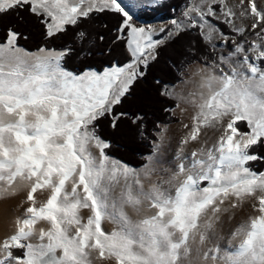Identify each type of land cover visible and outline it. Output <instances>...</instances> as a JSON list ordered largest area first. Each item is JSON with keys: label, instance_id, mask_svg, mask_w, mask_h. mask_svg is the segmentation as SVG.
<instances>
[{"label": "snow or ice", "instance_id": "obj_1", "mask_svg": "<svg viewBox=\"0 0 264 264\" xmlns=\"http://www.w3.org/2000/svg\"><path fill=\"white\" fill-rule=\"evenodd\" d=\"M164 5L0 0V18L27 11L40 19L47 39L71 28L81 45L94 43L81 25L111 15L112 42L122 43L129 57L75 71L66 66L75 52L71 42L31 51L11 27L0 38V198L25 194L21 215L0 236V264H264V171L250 163L264 160L255 151L264 147V0H190L182 18L158 26L135 18ZM186 32L215 54L193 53L199 79L184 99L191 123L165 162L160 153L168 125L154 122L150 129L144 113L118 107L159 49ZM156 84L159 96L175 98L172 85ZM163 111L175 115L171 106ZM104 119L112 129L129 121L149 142L145 164L136 168L111 156V142L99 134ZM206 129L220 135L203 138ZM246 203L252 214L225 233L224 214L231 217Z\"/></svg>", "mask_w": 264, "mask_h": 264}, {"label": "trees", "instance_id": "obj_2", "mask_svg": "<svg viewBox=\"0 0 264 264\" xmlns=\"http://www.w3.org/2000/svg\"><path fill=\"white\" fill-rule=\"evenodd\" d=\"M189 2L190 0H165V5L159 10L150 13H137L135 18L143 24H151L157 20L168 21L176 18L180 10ZM213 23H216L225 34H230L228 27L224 24L218 21H213ZM115 25V17L107 14L95 15L93 19L81 25L82 28L87 29L89 39L93 40L94 43L89 45L85 41L81 45L74 41L75 29L71 28L63 35L47 39L45 26L40 19L21 10L18 13L0 18V38L11 27L22 34L18 43L27 50L35 51L42 46L49 49H60L71 42L75 52L66 60L68 69L80 71L89 66L100 69L109 64H124L129 59L125 52V46L122 43L114 44L112 42ZM100 36H103L104 39L100 40ZM193 53L196 57L214 55L210 51V47L206 46L195 32L183 33L172 42L161 47L159 58L149 65L145 77L133 86L131 95L118 107V110L129 113H144L150 129L154 122L160 124L175 122V117L163 109L169 106L175 109L176 101L159 96V86L156 81L159 80L172 86L179 83L181 76L177 75V72H182L184 67L194 63ZM183 61L187 62L182 63ZM174 64L176 65L175 69L172 67ZM241 129L246 130L244 125H241ZM99 134L111 142V148L108 151L113 158L136 168L145 164L143 156L151 150L149 142L140 139L129 121H122L117 129H112L107 119L101 120L99 121ZM255 151L264 156V147H258ZM250 163L254 170L264 171V160Z\"/></svg>", "mask_w": 264, "mask_h": 264}, {"label": "rangeland", "instance_id": "obj_3", "mask_svg": "<svg viewBox=\"0 0 264 264\" xmlns=\"http://www.w3.org/2000/svg\"><path fill=\"white\" fill-rule=\"evenodd\" d=\"M229 4L235 5L237 3V0H228ZM217 8V11H219V6H215ZM185 6L182 8V10H180L179 15L176 18H182V12L184 10ZM211 19V18H210ZM161 22H166V21H154L153 25H159V23ZM220 22V21H218ZM236 23L239 25L242 23V21L237 18L236 19ZM217 44V49H216V53H219L221 51L220 48V42L217 39L216 41H214ZM210 47V46H208ZM223 51L226 53L228 51V49H223ZM215 54V53H214ZM194 66H199L197 65L195 62L191 63L189 65H187L186 67H184L182 73L183 75L181 76V80L179 83H177L175 86H173L172 88H170V91H172L174 93L175 96V101H176V105L179 103V107H175V115L173 117H175V122H172L170 124H166L168 125V131L166 133V138H165V142L164 145L162 146L161 149V153H160V158L163 161H168L172 158L173 154L175 153V151L178 149L179 147V142L181 137L186 133V129H184L183 125L184 124H189L191 123L190 121V117L193 114L192 113V108L190 105L186 104L184 102L185 98H188V94L195 92L196 91V86H197V81L196 82H192L189 83L187 77L189 76V71H191L190 68L194 67ZM189 91V92H188ZM181 109H184V111H180ZM161 125H165V124H161ZM206 133V135H205ZM205 133H202L203 138L209 139V140H215L218 138V136L220 135L219 130H214V129H206ZM194 145H189V147H193ZM146 163V161H145ZM24 196L20 197L19 195L15 196V197H11V198H6L8 201H11V210L17 212L18 216H19V211H16V207L19 208L20 202L23 200ZM16 199L18 200L17 203H15ZM252 211H251V206L250 204H244L241 208L235 210V214L233 216H229V214H224V216L222 217V224H221V228L222 230L227 233L229 229L234 228L236 225H238L242 219L246 218L248 215H251ZM16 216V217H18ZM109 228V226H107ZM110 229V228H109Z\"/></svg>", "mask_w": 264, "mask_h": 264}, {"label": "bare ground", "instance_id": "obj_4", "mask_svg": "<svg viewBox=\"0 0 264 264\" xmlns=\"http://www.w3.org/2000/svg\"><path fill=\"white\" fill-rule=\"evenodd\" d=\"M197 67L198 66H194L190 68L191 71H189V76L187 77L189 83H192L193 81H197L198 83L199 78L193 75ZM17 214V212L11 210V201H8L6 198H0V236L11 231L12 224L14 223L16 216H18Z\"/></svg>", "mask_w": 264, "mask_h": 264}, {"label": "crops", "instance_id": "obj_5", "mask_svg": "<svg viewBox=\"0 0 264 264\" xmlns=\"http://www.w3.org/2000/svg\"><path fill=\"white\" fill-rule=\"evenodd\" d=\"M24 195H25L24 193L19 194L20 197H22V196H24ZM36 195H37V199H38V200H40V199H44V197L40 195L39 191H38V193H37ZM17 202H18V200L16 199L15 203H17ZM16 211H19V216H20L21 213H22V209L16 207ZM40 226H44V225L42 224V222H41V223H38V225H37V227H40ZM107 226H109V228H111V225H107Z\"/></svg>", "mask_w": 264, "mask_h": 264}]
</instances>
